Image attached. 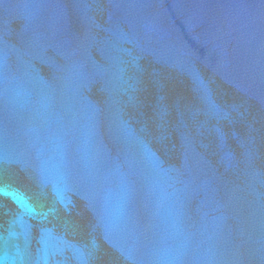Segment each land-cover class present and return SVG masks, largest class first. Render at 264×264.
Instances as JSON below:
<instances>
[{
    "label": "water",
    "instance_id": "water-1",
    "mask_svg": "<svg viewBox=\"0 0 264 264\" xmlns=\"http://www.w3.org/2000/svg\"><path fill=\"white\" fill-rule=\"evenodd\" d=\"M0 264H264V0H0Z\"/></svg>",
    "mask_w": 264,
    "mask_h": 264
}]
</instances>
